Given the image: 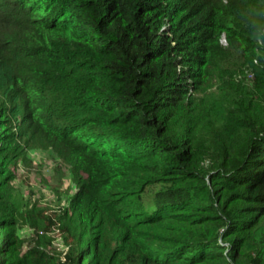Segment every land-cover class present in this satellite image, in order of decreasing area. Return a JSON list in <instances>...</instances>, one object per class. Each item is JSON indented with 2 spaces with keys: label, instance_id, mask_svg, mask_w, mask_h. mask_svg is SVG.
I'll use <instances>...</instances> for the list:
<instances>
[{
  "label": "trees",
  "instance_id": "obj_1",
  "mask_svg": "<svg viewBox=\"0 0 264 264\" xmlns=\"http://www.w3.org/2000/svg\"><path fill=\"white\" fill-rule=\"evenodd\" d=\"M23 137L65 164L74 247L38 212L14 256L0 209V264H264V0H0V187Z\"/></svg>",
  "mask_w": 264,
  "mask_h": 264
},
{
  "label": "rangeland",
  "instance_id": "obj_2",
  "mask_svg": "<svg viewBox=\"0 0 264 264\" xmlns=\"http://www.w3.org/2000/svg\"><path fill=\"white\" fill-rule=\"evenodd\" d=\"M220 44L226 46L223 36L220 37ZM229 71L231 65L223 67ZM250 76H248L249 78ZM231 98L228 94L222 93L216 99L217 114H222L223 108H229ZM8 172L3 174L0 187V209L13 213L15 224L12 228L13 247L20 246L14 251L22 254L28 245L44 247L37 243L40 232L36 224L38 212L49 215L55 222L49 229L51 247L48 253L53 257H59L61 261L68 249L74 245L70 240L65 244V201L67 192L72 189V183L65 178V164L52 147L43 148L42 145H34L23 137L16 146L13 155L7 163ZM73 193V191H72ZM152 190L143 195L144 203L150 206ZM264 229V220H260L250 231L243 233L245 242H249L250 250L257 248L260 232ZM2 238V234H0ZM249 239L246 241V239ZM1 243V241H0ZM100 252L108 251L104 246ZM77 253V248L73 252ZM101 259V258H100ZM81 262L86 264L87 258L81 257Z\"/></svg>",
  "mask_w": 264,
  "mask_h": 264
},
{
  "label": "clouds",
  "instance_id": "obj_3",
  "mask_svg": "<svg viewBox=\"0 0 264 264\" xmlns=\"http://www.w3.org/2000/svg\"><path fill=\"white\" fill-rule=\"evenodd\" d=\"M224 38V37H223Z\"/></svg>",
  "mask_w": 264,
  "mask_h": 264
}]
</instances>
